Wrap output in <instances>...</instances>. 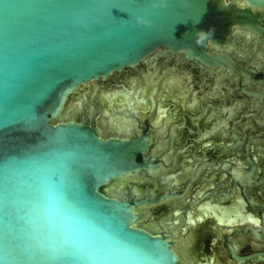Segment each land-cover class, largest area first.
I'll list each match as a JSON object with an SVG mask.
<instances>
[{
  "label": "water",
  "instance_id": "95a60500",
  "mask_svg": "<svg viewBox=\"0 0 264 264\" xmlns=\"http://www.w3.org/2000/svg\"><path fill=\"white\" fill-rule=\"evenodd\" d=\"M0 264H264V0H0Z\"/></svg>",
  "mask_w": 264,
  "mask_h": 264
}]
</instances>
